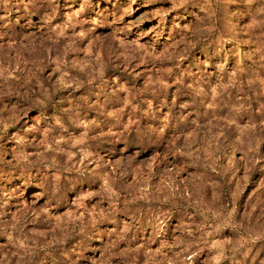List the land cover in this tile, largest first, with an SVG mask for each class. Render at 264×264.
I'll list each match as a JSON object with an SVG mask.
<instances>
[{
  "label": "rangeland",
  "instance_id": "rangeland-1",
  "mask_svg": "<svg viewBox=\"0 0 264 264\" xmlns=\"http://www.w3.org/2000/svg\"><path fill=\"white\" fill-rule=\"evenodd\" d=\"M0 102V264H264V0H0Z\"/></svg>",
  "mask_w": 264,
  "mask_h": 264
},
{
  "label": "bare ground",
  "instance_id": "bare-ground-1",
  "mask_svg": "<svg viewBox=\"0 0 264 264\" xmlns=\"http://www.w3.org/2000/svg\"><path fill=\"white\" fill-rule=\"evenodd\" d=\"M2 103H3V102H2ZM2 103L0 102V104H2ZM2 105H3V104H2ZM3 112H4V111H0V114L3 113ZM10 119H11V118H10ZM4 121H5V122H9V119H8V118H5Z\"/></svg>",
  "mask_w": 264,
  "mask_h": 264
}]
</instances>
